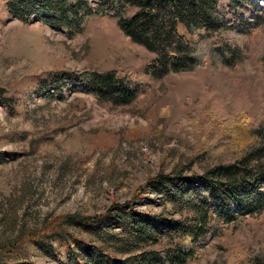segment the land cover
<instances>
[{"label":"rangeland","instance_id":"rangeland-1","mask_svg":"<svg viewBox=\"0 0 264 264\" xmlns=\"http://www.w3.org/2000/svg\"><path fill=\"white\" fill-rule=\"evenodd\" d=\"M217 8L227 30L212 42L242 59L153 77L145 65L155 52L132 41L113 17H92L70 34L34 14L24 20L0 0L1 264H82L70 259L65 239L45 247L35 241L66 214L104 215L107 225L95 226L118 238L127 235L115 215L161 230L187 213L170 195L192 184L181 179L178 191V182L151 183L150 176L177 168L200 175L238 156L247 141L242 127L264 122V0H219ZM125 67L141 83L129 103L99 101L78 76H68ZM205 107L212 112L207 127L195 130L186 119ZM212 225L217 235L201 240L184 264H264V212ZM64 226L70 246L74 238L106 246L96 227Z\"/></svg>","mask_w":264,"mask_h":264},{"label":"trees","instance_id":"trees-1","mask_svg":"<svg viewBox=\"0 0 264 264\" xmlns=\"http://www.w3.org/2000/svg\"><path fill=\"white\" fill-rule=\"evenodd\" d=\"M8 1L22 19L27 20L34 14L70 34L82 31L92 17H113L132 41L155 52V57L145 65V72L153 77H161L169 71H193L208 61L215 69L219 64L237 63L242 59L239 52L225 55L212 42L213 36L227 30L224 14L217 8L219 0ZM231 1L237 3L239 0ZM134 75L133 67L91 69L79 74L68 72L70 78L78 76L99 101L115 104L129 103L137 96L141 83ZM211 115L210 108L205 107L186 120L198 130L207 127L206 120ZM242 129L247 141L234 160L214 162L200 175H186L182 168H177L172 173L159 172L148 178L151 183L156 180L159 183L178 182V191L183 186L181 179L192 184L185 194L174 192L170 195V201L174 205L178 203V210L182 211L184 207L187 213L165 221L163 229L155 230L134 217L133 222H127L123 216L116 218L115 215L114 219L121 222L119 225L127 235L118 238L103 224L99 228L95 226L98 222L107 225V221L101 219L104 215L94 217L75 213L60 216L56 219L54 231L38 236L35 241L45 247L53 239H65L70 259L76 263L82 259V264H184L192 260L196 245L206 236L217 235L218 230L212 225L214 220L228 222L245 215L256 217L264 212V122ZM194 176L201 178V187L194 184ZM149 216L151 220L157 218L156 215ZM64 224L96 227L93 230L99 232L105 245H113L118 251L114 250L123 256L107 252L104 245L91 246L80 238H74L75 246H70L71 234ZM5 247L6 243L0 244V251ZM263 254L258 251V257ZM0 262L3 261L0 259Z\"/></svg>","mask_w":264,"mask_h":264}]
</instances>
